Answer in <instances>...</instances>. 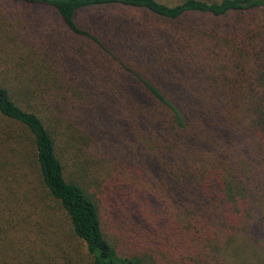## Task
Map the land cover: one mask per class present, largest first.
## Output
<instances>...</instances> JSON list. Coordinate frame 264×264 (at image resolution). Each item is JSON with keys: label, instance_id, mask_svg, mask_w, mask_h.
I'll return each instance as SVG.
<instances>
[{"label": "trees", "instance_id": "16d2710c", "mask_svg": "<svg viewBox=\"0 0 264 264\" xmlns=\"http://www.w3.org/2000/svg\"><path fill=\"white\" fill-rule=\"evenodd\" d=\"M2 1L55 13L0 115L88 259L12 176L0 264H264V0Z\"/></svg>", "mask_w": 264, "mask_h": 264}, {"label": "rangeland", "instance_id": "374dc122", "mask_svg": "<svg viewBox=\"0 0 264 264\" xmlns=\"http://www.w3.org/2000/svg\"><path fill=\"white\" fill-rule=\"evenodd\" d=\"M30 12L33 14L35 21L33 23L28 22L29 27L23 28L22 35L28 30L29 33L35 32L38 35L39 31L37 30L46 33L51 29H58V25L54 21L55 13L53 11L46 9L28 10L22 5L0 0V82H3L5 86L12 90L19 103L23 102V100L17 93L21 94L18 86H22V81L16 80L18 73H20L19 76L23 79V82H25V76H33L36 70L39 75L42 74V67L36 64L37 61L34 62V58L36 57L32 59L31 50L20 41L17 34L18 30L25 24L27 14ZM102 12L104 11H85L79 17L81 26L90 27L92 24L98 23L101 17H104ZM11 131L9 124L3 121L0 115V164L4 165L3 169L1 168L2 165L0 166V209H3L4 201L9 197L8 178L15 176L17 185L19 184L20 188L25 186V188H21L23 197L36 196V199H40L44 203V207L42 206V208L49 211L47 214L50 215L49 218L47 216L48 224L52 226L57 236L60 235L58 236V241L62 250L71 255L76 262L87 261V248L72 238L68 229L69 224L63 211L56 204L55 200L42 195L41 191L43 187L41 186L37 171L32 170L27 164H22L20 153L18 152L19 148L10 138L9 133ZM21 149H23V146H21ZM29 182L33 185H30ZM36 184L39 185L36 187ZM37 188L38 190L36 191ZM10 207L12 205L9 203L7 209H10ZM21 208L23 209V206ZM12 209L14 214L18 211L15 205H13Z\"/></svg>", "mask_w": 264, "mask_h": 264}]
</instances>
